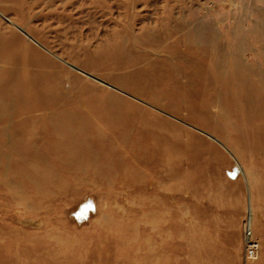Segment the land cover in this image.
I'll return each instance as SVG.
<instances>
[{
	"label": "bare ground",
	"instance_id": "obj_1",
	"mask_svg": "<svg viewBox=\"0 0 264 264\" xmlns=\"http://www.w3.org/2000/svg\"><path fill=\"white\" fill-rule=\"evenodd\" d=\"M57 2L63 14L76 10V18H87L85 24L113 6L125 19L103 44L74 37L60 48L38 23L23 27L1 14L17 29L0 33V183L10 195L38 211L68 191L107 186L109 198L144 178H157L158 187L167 177L171 195L178 186L192 201L206 192L215 211L205 219L199 207L185 213L187 264H204L207 240L198 232L218 223L222 208L230 209L229 227L244 226L247 235L254 225L264 228V0H236L233 10L208 14L186 13L180 0L178 16L171 9L138 15L137 0ZM248 36L257 43L251 60L243 56ZM226 154L246 183L241 224L235 209L243 199L223 182L203 179L213 167L202 166ZM153 198L141 196L139 206L150 210L145 220L160 217ZM172 210L171 199V225ZM247 235L246 254L254 256L258 243Z\"/></svg>",
	"mask_w": 264,
	"mask_h": 264
},
{
	"label": "rangeland",
	"instance_id": "obj_2",
	"mask_svg": "<svg viewBox=\"0 0 264 264\" xmlns=\"http://www.w3.org/2000/svg\"><path fill=\"white\" fill-rule=\"evenodd\" d=\"M35 1L33 10L26 12L25 5ZM179 1L137 0L136 14L144 15L151 10L155 16H160L162 11L171 9L173 15L178 16ZM235 1L183 0V3L186 5V13L197 8L200 13L208 14L233 10L236 7ZM57 3V0H0V33L7 35L17 30L1 15L4 14L23 27L38 23V27L46 30L53 43L60 48L62 41L74 37L90 42L93 46L109 39L120 20L125 19L123 13L113 6L109 14L101 16L97 13L90 18L91 23L85 24L87 18H76V10L69 12L72 15L70 18V14L62 13L66 11ZM35 11H39V17L30 18ZM57 13L59 16L53 18ZM182 19L190 20L186 15ZM212 20L217 24L224 21L223 18ZM223 29H220L221 37L226 34L221 33ZM247 42L243 56L251 60L254 54L252 49L257 43L250 36ZM102 76L105 78L106 74ZM105 80L112 83L111 80ZM239 161L244 166L249 164L248 161ZM209 165L213 168H208L203 179L207 178L209 184L221 181L235 199H243L244 207L235 209L240 212L237 217L241 224L246 213L247 190L234 158L226 154L225 158L216 157L213 163L202 167ZM195 169L200 172L198 167ZM156 179L144 178L140 183L135 181L118 188V192L109 198L104 197L108 191L107 186L98 190L90 187L83 191H68L42 203L38 211H32L20 198H13L10 191L0 183V264H187L188 243L184 230L188 229L190 219L185 217V213L189 208L199 207L202 211L198 215L205 219L207 214L215 211L214 206L207 205L209 197L206 192L196 194L198 200L192 201L190 191L178 186L173 188L171 195V179L167 177L160 178L163 186H152ZM186 181H189L188 177ZM147 195L159 201L157 204L152 203L151 207L158 210L160 215L155 220L143 219L150 210L139 205L141 196ZM90 196L94 199L86 200ZM87 201L93 205L84 207ZM79 203L80 207H75ZM219 212L221 219L218 223L206 222L201 232H198L207 240L204 264H264V258H260L264 228L254 225L252 233L247 235L244 226L240 225L237 229L225 223L230 209L226 210L225 207ZM22 215L30 217L21 221L18 217ZM246 235L258 243L254 256L246 254Z\"/></svg>",
	"mask_w": 264,
	"mask_h": 264
}]
</instances>
